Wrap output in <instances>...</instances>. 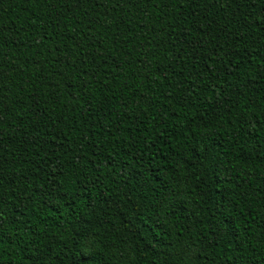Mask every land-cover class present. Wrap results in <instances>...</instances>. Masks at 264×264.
Masks as SVG:
<instances>
[{
  "label": "trees",
  "instance_id": "obj_1",
  "mask_svg": "<svg viewBox=\"0 0 264 264\" xmlns=\"http://www.w3.org/2000/svg\"><path fill=\"white\" fill-rule=\"evenodd\" d=\"M0 264H264V0H0Z\"/></svg>",
  "mask_w": 264,
  "mask_h": 264
}]
</instances>
